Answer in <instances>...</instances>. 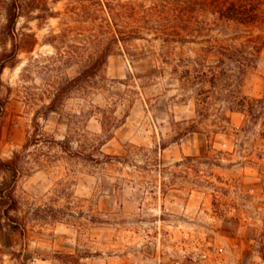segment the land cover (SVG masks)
I'll return each instance as SVG.
<instances>
[{
	"label": "rangeland",
	"instance_id": "rangeland-1",
	"mask_svg": "<svg viewBox=\"0 0 264 264\" xmlns=\"http://www.w3.org/2000/svg\"><path fill=\"white\" fill-rule=\"evenodd\" d=\"M97 2L22 3L20 51L0 76L1 159L21 151L34 117L44 135L23 153L19 173L0 171V191L19 206L9 213L17 232L0 197V264H264V118L250 125L228 112L225 133L208 136L202 124L175 139L173 123L195 119L194 101L155 73L157 25L179 8L190 20L213 16L193 0L108 1L125 17L122 28ZM134 29L138 39L114 46L96 77L43 116L95 40ZM251 35L264 37V28ZM9 49L0 45V54ZM263 89L264 49L241 91L260 98ZM52 140L68 142L72 154Z\"/></svg>",
	"mask_w": 264,
	"mask_h": 264
},
{
	"label": "trees",
	"instance_id": "trees-1",
	"mask_svg": "<svg viewBox=\"0 0 264 264\" xmlns=\"http://www.w3.org/2000/svg\"><path fill=\"white\" fill-rule=\"evenodd\" d=\"M23 1L1 2L5 23L0 30V45L9 44L10 49L0 54V76L7 64L15 61L20 51L16 42L15 25L22 12ZM97 1V6L106 8L115 26L122 28L128 26L117 5L108 2L113 0H105V4H102L101 0ZM193 2L200 3L199 5L203 6L204 11L212 15L213 19L190 20L185 15L187 11L183 9L180 12L179 8L175 9L176 14L172 20L157 25L158 28L156 26L157 32L161 34L158 39L162 42V51L156 58L155 73L160 78H167L172 82L179 91L194 101L195 106V119L173 123L176 127L175 139L199 132L202 124L206 125L204 129L208 136L219 132L225 133L229 124L228 112L242 113L250 125L264 118V89L260 98L247 97L241 91L246 76L254 70L259 54L264 49V37L251 35L253 29L264 28V0H193ZM187 5L188 3L185 4ZM230 30L231 37L226 38ZM214 32L216 34H213ZM138 37L137 29H134L128 33L120 31L119 36L95 40L93 52L88 56L84 54L79 56L81 68L78 74L71 79L65 78L55 89L43 116L56 112L67 94L96 77L103 70L114 46ZM240 39L243 41L237 43ZM185 47L191 55L183 51ZM1 86L0 78V114L4 107ZM262 127L261 135L264 136V122ZM245 128L242 127L240 131H244ZM37 135H44V132L37 117H34L32 135L28 137L21 151L14 152L10 159L2 160L0 157V171L19 173L23 153L31 143L38 144L39 140L35 138ZM52 143L60 145L63 152L72 154L68 142L52 140ZM103 157L115 161L123 159L120 156ZM184 160L193 162L197 159L187 157ZM207 161L215 166L219 163L209 159ZM0 197L7 202L4 210L5 219L11 223L12 229L18 232V227L13 225L17 219L9 214L19 209L16 198L12 191L4 195L0 191Z\"/></svg>",
	"mask_w": 264,
	"mask_h": 264
},
{
	"label": "built area",
	"instance_id": "built-area-1",
	"mask_svg": "<svg viewBox=\"0 0 264 264\" xmlns=\"http://www.w3.org/2000/svg\"><path fill=\"white\" fill-rule=\"evenodd\" d=\"M189 262V261H188ZM190 263V262H189ZM175 264H180V262L179 261H177ZM200 264H202V262H200Z\"/></svg>",
	"mask_w": 264,
	"mask_h": 264
}]
</instances>
